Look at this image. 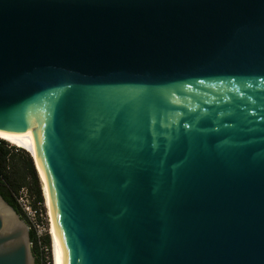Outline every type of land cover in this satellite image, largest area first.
I'll list each match as a JSON object with an SVG mask.
<instances>
[{"label": "water", "instance_id": "water-1", "mask_svg": "<svg viewBox=\"0 0 264 264\" xmlns=\"http://www.w3.org/2000/svg\"><path fill=\"white\" fill-rule=\"evenodd\" d=\"M0 134L59 264H264V0H0ZM0 264H36L1 195Z\"/></svg>", "mask_w": 264, "mask_h": 264}, {"label": "rangeland", "instance_id": "rangeland-1", "mask_svg": "<svg viewBox=\"0 0 264 264\" xmlns=\"http://www.w3.org/2000/svg\"><path fill=\"white\" fill-rule=\"evenodd\" d=\"M8 146L7 149L10 151L11 157H10V162H9V170H8V174L10 176V179L15 183V184H24L26 187L25 189H20L17 193V197L20 195L23 196L25 195L28 203H30L31 206H36V188H35V184L32 180V177L29 173V169H28V159L30 158L33 162V166L37 175V180H38V184H39V189H40V193L42 196V200H43V204L42 207H40L39 211H41L42 217L37 219V223H41L39 224L40 228H44L47 230V234L44 235L45 237L42 238L41 240V244L37 245L38 247V251H39V256L38 259L42 261V264H55L54 262V256H53V248H52V238L50 235V218H49V212L46 208V201L44 198V193H43V184H42V179L40 174L38 173V167L37 164L35 162V159H32V156L30 154H28L26 151H24V153H22L21 151L16 152L15 149L18 150H22L20 148L17 147H13V145H10L9 143L5 142ZM26 154L28 156H26ZM38 208V207H37ZM23 220L26 222V224L29 226L30 229V223L28 218L24 215H20ZM34 231V229H30V232ZM47 237L49 238V245L45 244L44 241L47 240ZM32 252H33V245H32ZM34 255V253H33ZM35 257V255H34ZM35 262H36V257H35Z\"/></svg>", "mask_w": 264, "mask_h": 264}, {"label": "trees", "instance_id": "trees-1", "mask_svg": "<svg viewBox=\"0 0 264 264\" xmlns=\"http://www.w3.org/2000/svg\"><path fill=\"white\" fill-rule=\"evenodd\" d=\"M8 146L4 141L0 140V195L4 198V200L12 206L20 215H23L21 208L17 203V193L20 189H25L24 184H15L8 174L9 170V162H10V151L7 149ZM16 152L21 151L24 153L23 150L15 149ZM25 154V153H24ZM26 156H28L26 154ZM28 169L29 173L32 177V180L35 184L36 188V204H43L42 196L39 189V184L37 180V175L33 166L32 160L28 159ZM31 242L33 245V253L36 257V264H42V261L38 259L39 251L37 247V239L33 232H31ZM45 244L49 245L50 241L47 237V240L44 241Z\"/></svg>", "mask_w": 264, "mask_h": 264}, {"label": "bare ground", "instance_id": "bare-ground-1", "mask_svg": "<svg viewBox=\"0 0 264 264\" xmlns=\"http://www.w3.org/2000/svg\"><path fill=\"white\" fill-rule=\"evenodd\" d=\"M0 140L9 143L10 145H13V147L20 148L24 151H26L28 154L32 156V159H35V162L38 167V173L41 176L42 184H43V193L45 198V205L49 212V218H50V235L52 238V248H53V256H54V262L55 264H59L55 246H54V232H53V205H52V195L51 191L49 189V186L45 180L44 174L42 172V169L40 167L37 153L35 149L34 142L32 138L26 134H14V135H3L0 134Z\"/></svg>", "mask_w": 264, "mask_h": 264}, {"label": "built area", "instance_id": "built-area-1", "mask_svg": "<svg viewBox=\"0 0 264 264\" xmlns=\"http://www.w3.org/2000/svg\"><path fill=\"white\" fill-rule=\"evenodd\" d=\"M17 203L21 208L22 212L24 213V215L28 218L30 226L32 227V229H34V231L32 232L36 236L37 244L40 245L42 238H44L45 237L44 235L47 234L46 229H44L43 227L40 228L39 224L41 223L39 224L37 223V219L42 217L41 211H39L40 207H42V204H36L38 208L34 205L31 206L30 203H28V200L25 195L23 196L20 195V197L18 196Z\"/></svg>", "mask_w": 264, "mask_h": 264}]
</instances>
